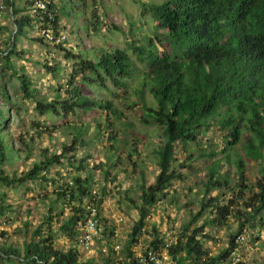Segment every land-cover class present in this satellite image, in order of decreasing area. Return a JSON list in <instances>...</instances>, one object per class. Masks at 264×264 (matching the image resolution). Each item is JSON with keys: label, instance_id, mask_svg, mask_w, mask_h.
<instances>
[{"label": "trees", "instance_id": "obj_1", "mask_svg": "<svg viewBox=\"0 0 264 264\" xmlns=\"http://www.w3.org/2000/svg\"><path fill=\"white\" fill-rule=\"evenodd\" d=\"M35 1L26 0L20 7L13 0H5V12L12 18L15 34L13 43L1 50L0 76L17 73L14 62V57L20 55L15 53L17 34H24L40 21L42 28H50L53 39L43 35L36 39L66 51L74 72L52 99L38 97L37 89L26 74L18 75L19 89L25 98L36 102L39 114L64 120L44 126L45 130L41 127L40 132L48 131L51 136L59 131L69 137L71 143H63L59 153L44 148L40 159L30 168L9 173L5 165L13 157L17 159V152L8 142V133L0 132V221L7 218L11 208L6 202L8 192L1 187L14 189L34 180H40L41 184L49 181L56 186L49 210L32 231L23 250L0 241V259H18L24 264L127 263L116 261L111 249L101 262L82 258L80 226L89 208L83 198L90 196L91 202L98 206V214L102 215L106 185L94 188L98 182L85 170V159H76L75 150L87 143L84 135L91 122L83 116L100 112L103 116L92 119L95 125L92 131L99 142L107 140L109 160L116 156L118 162H123L126 157L133 163L141 140L139 146L145 145L154 155L158 169L153 183L142 181L138 185L140 205L129 197L139 208L140 215L123 244L125 260L136 264L133 245L139 242L143 231H148L144 228V219L149 208L166 199L171 194V183L184 179V171L200 159L210 160L203 200L198 211L182 226L169 251L178 264H216L224 260L238 233L256 229L258 221L264 223V0H137L140 14L147 15L152 24L151 31L140 37L133 34L131 28L126 34L112 24L114 30L124 35V46L83 48L85 52L93 51L91 57L80 48L73 51L62 43L55 44V37L65 30L59 22L62 7L51 0L45 12L31 13ZM99 24L94 16L93 26ZM3 28L6 26L0 24V29ZM87 84L95 85L106 97L90 94L83 86ZM5 90L4 83L0 84V95L8 101ZM135 106L138 108L133 120L127 112ZM134 121L152 125L153 129L138 132ZM6 122L7 116L0 108V129ZM214 133L220 135L219 142L212 136ZM152 136L160 138L159 146L151 148ZM22 142L29 154L31 145L24 138ZM236 145L243 154L236 152ZM178 152L185 155L179 163ZM217 152L221 156H217ZM65 160L72 167L67 171L70 178L61 183V176L48 177L50 167L63 164ZM246 161L260 163L258 176L252 183L246 180ZM228 164H234L237 169L234 187L228 186ZM99 169L107 178L109 169ZM142 173V170L138 172L141 176ZM93 189L96 194H92ZM211 189L224 193L231 189V195L225 203L220 192L204 201ZM60 201L69 207V213L54 227L52 211L54 204ZM208 207L213 210L207 212L202 222L194 224ZM54 214L57 216L59 212ZM229 216L237 226L229 235L228 245L217 254H211L204 244L212 239L219 226L226 225ZM103 222L104 234L114 236V227L109 226L104 217ZM259 234L257 231L254 236ZM4 235L1 230L0 237ZM60 235L70 240L68 248L58 245ZM149 235L148 247H157L166 239L155 227Z\"/></svg>", "mask_w": 264, "mask_h": 264}, {"label": "rangeland", "instance_id": "obj_2", "mask_svg": "<svg viewBox=\"0 0 264 264\" xmlns=\"http://www.w3.org/2000/svg\"><path fill=\"white\" fill-rule=\"evenodd\" d=\"M62 7V15L60 17V25L65 28L61 31L66 34V38L56 41L62 43L66 48H71L76 51L80 48L83 53L91 57L94 56L93 51L88 49L86 52L83 48L88 46L99 47H123L124 35L120 31L114 30L111 25L116 24L126 34L133 30V34L142 36L146 32L151 31V22L147 15L140 14V7L137 0H54ZM15 5L22 7L26 0H13ZM94 16L100 21V24L93 26ZM0 24L6 28L0 29V56L1 50L7 48L13 43V35L15 28L13 21L8 12H5ZM52 35V33H50ZM42 34L37 31L36 24L27 29L24 34H17L15 38V53L20 55L15 56V68L17 73L9 72L4 78L0 76V84L4 83L9 100H4L0 95V108L5 116H7L6 124L0 129V132L8 133V142L11 143L14 155L5 165V169L12 173L13 171H21L30 168L34 162L41 157L40 153L44 148H48L50 152L59 153L63 148V143L70 145L71 140L61 132L57 131L50 136V132L40 129L46 125L53 123H62L64 120L61 117L46 116L39 114L36 110V102L25 98L19 89L18 75L26 74L32 86L37 89L38 97H46L52 99L57 94V89L66 84L69 75L74 72L70 59L66 57V51H63L52 44L41 42L36 38H40ZM44 36V35H43ZM46 37V36H45ZM57 37V36H56ZM55 37V38H56ZM46 41V40H45ZM86 46V47H85ZM88 89L89 93L98 97H106L102 91L98 90L95 85H83ZM135 99V98H134ZM136 100V99H135ZM118 107L123 106L118 104ZM138 107L135 106L127 112V116L134 120V113ZM103 116L100 112H89L84 119L91 122L88 131L84 137L87 140L86 145L76 147V159L84 158L86 171L92 175L94 180L98 182L95 189H98L102 184L106 185V195L102 203V215L108 220V225L113 226L116 235L110 236L112 240H119L122 244L129 238V231L134 222L139 218V208L129 199H135V202L140 205L139 198L140 190L138 185L143 181L145 184H150L155 181L158 171L156 166V158L146 150L145 145L138 143V157L131 163L124 158L123 162H118L116 159H108L110 152L107 151V140L98 141L94 137V122L93 118ZM69 120H72L69 117ZM135 122V129L141 132L142 129L152 130V125H143L140 122ZM94 125V126H93ZM37 127L38 130H35ZM45 130V129H43ZM136 131V132H137ZM216 142H219L220 135L212 134ZM24 138L31 145V152L27 154L26 147L22 142ZM153 146H159L160 138L152 136ZM211 139V137H209ZM137 146V145H136ZM236 152L243 154L239 145H236ZM19 150V151H18ZM221 156L220 152L216 153ZM178 163L183 161L185 155L183 152L177 153ZM210 162L200 159L195 162L190 169L184 171L185 178L182 180H174L171 183V194L166 199L160 200L154 206L149 208V212L145 217V227L147 232L143 231L139 236V242L133 245L137 252H141L148 247L149 233L153 227L158 229L162 234H165L166 239L175 242L177 234L182 226L190 220L195 214L203 200L204 182L206 181V167ZM103 164V165H102ZM264 166V161L262 162ZM228 186H233L234 172L237 170L234 164H228ZM245 176L249 183L254 182L258 176L260 163L247 162L245 163ZM99 168L109 169L107 178ZM71 166L67 165V160L63 164H54L50 167L48 177L57 178L61 176V183L67 181ZM125 170V171H124ZM142 170V176L138 172ZM226 172L224 169L223 173ZM94 181V182H95ZM234 187V186H233ZM8 192L6 202L11 205L7 218L0 221V231L5 232L4 238L0 237V241L4 245H11L16 249L23 250L24 244L29 240L32 231L42 223V220L49 210V203L54 200V192L56 186L52 183L45 182L41 184L40 180L27 181L24 185L17 188L1 187ZM219 189V188H218ZM218 189L209 190L205 195L204 201H208L209 196H214L217 192L222 194V202L225 203L231 195V189L226 192H221ZM237 190L235 187L234 192ZM172 193L174 196L172 197ZM42 197V198H41ZM43 197H45L43 199ZM171 199V200H170ZM56 207L52 211L54 227L58 226L68 215L69 207L61 201L54 204ZM61 210V211H60ZM212 207H208L204 214L199 216L194 224L202 222L205 215ZM59 212V215L54 213ZM122 218L121 221L119 219ZM258 220V219H257ZM237 224L234 219L229 216L226 225L219 226L212 239L205 242V247L211 254H217L228 245L229 235L235 230ZM257 228L249 232L256 235L259 231L261 237L258 241L256 249L246 256L245 264H264V223L258 221ZM259 235V236H260ZM57 243L61 248H68L71 244L70 240L60 235L57 238ZM103 255L100 254L96 243L93 244L91 251H86L82 248V258H92L97 262H101ZM0 264H24L18 259L8 260L0 259Z\"/></svg>", "mask_w": 264, "mask_h": 264}, {"label": "built area", "instance_id": "obj_3", "mask_svg": "<svg viewBox=\"0 0 264 264\" xmlns=\"http://www.w3.org/2000/svg\"><path fill=\"white\" fill-rule=\"evenodd\" d=\"M51 0H36L31 6V13L40 14L45 12L47 4ZM5 13V0H0V20ZM41 20V16H40ZM37 31L46 36L47 39H53L50 34V28H42L41 21L36 23ZM66 38L64 32H60L55 38L56 41ZM96 190H92V194H96ZM84 204H89L88 211L83 218L81 223L82 235H81V246L86 251H91L94 243L98 246L100 254H107L111 249L114 252V258L116 261L130 264V259L125 260L123 253V244L119 240H112L110 236L104 234V222L103 215L98 214V206L91 202L90 196L83 198ZM122 218L119 219L121 221ZM115 232V231H114ZM116 235V234H114ZM260 235V234H259ZM252 235L249 231L244 230L238 233L233 239V246L230 249L226 258L216 264H245L246 256L253 252L260 240L259 237ZM171 241L165 240L163 244L157 247H147L141 252L135 251V262L136 264H178L172 257L169 251Z\"/></svg>", "mask_w": 264, "mask_h": 264}]
</instances>
